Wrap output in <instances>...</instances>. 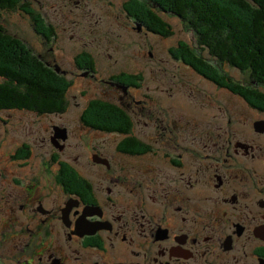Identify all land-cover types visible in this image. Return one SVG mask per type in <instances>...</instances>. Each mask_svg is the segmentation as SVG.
Instances as JSON below:
<instances>
[{
	"label": "flooded vegetation",
	"instance_id": "flooded-vegetation-1",
	"mask_svg": "<svg viewBox=\"0 0 264 264\" xmlns=\"http://www.w3.org/2000/svg\"><path fill=\"white\" fill-rule=\"evenodd\" d=\"M80 71L105 79L97 61ZM123 74L108 78L131 124L118 132L83 124L93 137L83 141L87 164L83 153L65 159L64 126L49 124L40 143L13 142L3 128L0 264H264V108L234 93L248 113L230 115L229 136L221 123L173 130L152 109L137 111L140 87L122 85ZM12 111L43 118L67 109L3 112Z\"/></svg>",
	"mask_w": 264,
	"mask_h": 264
},
{
	"label": "rangeland",
	"instance_id": "rangeland-1",
	"mask_svg": "<svg viewBox=\"0 0 264 264\" xmlns=\"http://www.w3.org/2000/svg\"><path fill=\"white\" fill-rule=\"evenodd\" d=\"M28 1L31 2L32 8L42 15L45 26L54 27L57 37L50 38V42L46 41V36L38 35L37 23L34 24L30 17L22 18L17 13L2 11L0 24L13 36L21 39L36 55H42L50 62L51 67L59 70L58 73L71 83L66 94L68 107L60 117L52 115L40 118L28 116L20 111L0 112V139L3 136V128L7 127L10 131L9 139L13 142L28 140L40 143L52 135L48 125L59 124L68 128L70 134L66 151L68 155L65 159L70 160L69 157L83 153L82 162L87 164L86 145L83 141L93 137L89 138V132L83 128L81 115L94 99L119 104L117 96L122 90L115 85L111 86L112 81L108 77L121 71L126 74H139L143 79L142 86L138 91H134L137 100L145 101L137 106V111L152 109L166 124H171L173 130L176 123L184 132H193L196 128L189 126L192 124L207 129L211 124L221 123L224 124L225 130L220 133L229 136V130L234 129L233 125L229 128L225 125L229 123L230 115L238 120L245 119L243 115L248 113L247 107L238 97H233L235 95L232 91L227 92L216 83H210V80L195 71L194 67L176 60L171 55V49L177 47L180 42L195 47V36L180 19L171 16V13L162 12L156 3L151 4L156 6L158 14L171 24V37H163L162 34L149 30L144 24L140 25L137 20L134 21L125 10V4L129 0ZM42 28L45 29L44 26ZM38 29L43 31L39 27ZM47 35L49 37V34ZM83 53L92 55L98 63L101 76L105 79L100 80V76H83L80 68L90 66L85 57L78 60ZM224 69L237 81L247 79V75L238 69L228 66ZM123 79L121 83L123 81L122 85L126 86L124 83L129 81ZM143 104L145 108L142 107ZM2 120L7 123L4 125ZM235 126L236 132L240 131L238 122ZM217 133L214 130L215 139H218ZM90 134L95 137L99 135L94 132ZM168 134L172 136L173 133ZM175 134L179 133L175 131ZM207 139L210 137L205 140ZM211 139L214 140V137ZM45 148V155L53 151L49 146ZM84 164L79 166L81 170ZM83 171L94 169L87 166ZM6 182L7 180L0 181V188H6Z\"/></svg>",
	"mask_w": 264,
	"mask_h": 264
},
{
	"label": "trees",
	"instance_id": "trees-1",
	"mask_svg": "<svg viewBox=\"0 0 264 264\" xmlns=\"http://www.w3.org/2000/svg\"><path fill=\"white\" fill-rule=\"evenodd\" d=\"M151 3L180 19L195 36V47L180 42L171 49L176 60L194 67L209 82L244 97L253 108H264V0H129L125 4V10L141 23L138 24L163 37H171V24ZM2 11L30 17L37 23L38 35L49 40L57 34L53 26H45L42 15L28 0H0V13ZM91 56L83 53L78 60L85 57L91 68L94 66ZM226 66L238 69L247 79L235 80L225 71ZM122 79L139 87L143 82L141 76L135 74H123ZM70 86L71 83L43 57L0 24V112L14 109L63 112L68 107L66 94ZM81 122L118 132L116 130L129 128L131 118L119 104L94 99L83 111ZM128 145L138 146L133 139ZM64 167L68 170L67 165Z\"/></svg>",
	"mask_w": 264,
	"mask_h": 264
},
{
	"label": "water",
	"instance_id": "water-1",
	"mask_svg": "<svg viewBox=\"0 0 264 264\" xmlns=\"http://www.w3.org/2000/svg\"><path fill=\"white\" fill-rule=\"evenodd\" d=\"M57 72H59V70H57ZM58 137L62 138V139H66V130H64V129L59 130Z\"/></svg>",
	"mask_w": 264,
	"mask_h": 264
}]
</instances>
